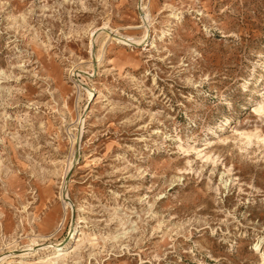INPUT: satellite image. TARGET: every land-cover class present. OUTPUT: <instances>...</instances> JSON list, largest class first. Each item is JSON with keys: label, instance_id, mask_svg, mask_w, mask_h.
Listing matches in <instances>:
<instances>
[{"label": "rangeland", "instance_id": "374dc122", "mask_svg": "<svg viewBox=\"0 0 264 264\" xmlns=\"http://www.w3.org/2000/svg\"><path fill=\"white\" fill-rule=\"evenodd\" d=\"M0 264H264V0H0Z\"/></svg>", "mask_w": 264, "mask_h": 264}, {"label": "bare ground", "instance_id": "6f19581e", "mask_svg": "<svg viewBox=\"0 0 264 264\" xmlns=\"http://www.w3.org/2000/svg\"><path fill=\"white\" fill-rule=\"evenodd\" d=\"M51 247H52V251H53L52 253H54V252H59V251L65 249L66 247H68V244L67 243L65 244V242H62V243H58V244H53V245H51Z\"/></svg>", "mask_w": 264, "mask_h": 264}]
</instances>
